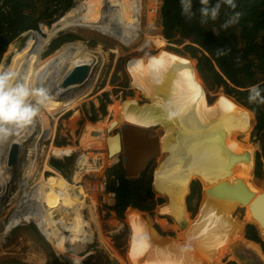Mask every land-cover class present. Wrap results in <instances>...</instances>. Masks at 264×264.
Here are the masks:
<instances>
[{
    "label": "bare ground",
    "instance_id": "6f19581e",
    "mask_svg": "<svg viewBox=\"0 0 264 264\" xmlns=\"http://www.w3.org/2000/svg\"><path fill=\"white\" fill-rule=\"evenodd\" d=\"M148 2V29L142 31L139 20L142 0H84V15H77L78 11L73 8L51 27H44V37H39L25 58L17 62L13 71L21 78L26 77L31 86L46 89L54 97V102L41 111L33 125L19 134V138L25 140L30 129H37L26 146L29 157L24 159L23 156V176L17 178L21 177L14 197L7 193L10 176L3 168L0 169L3 186L0 199L5 195L6 204L15 198L13 207L17 213L13 227L32 223L39 234L49 232L57 238L55 252L67 254V261L79 264L77 254L81 250L86 251L94 238L93 226L86 222L85 212H90V220L99 219L100 214L97 206L91 207L87 203L89 196L92 197V205L97 203V193L92 191L93 180L119 160V153L112 157L109 153L112 128L131 124L162 135L154 187L155 193L165 197L167 203L158 211L175 220L185 216L188 220L186 228H190L174 240L158 241L152 230L151 214L130 210L126 216L127 225H121V234H127V228L130 231L129 264H211L214 252L208 242L213 237L190 220L186 198L194 181H200L205 190L220 180L224 173L221 159L224 160L227 177L236 176L255 186V196L250 195V202L239 206L234 217L241 221L237 240H241L246 252L255 255L257 264H264V159L255 144L257 124L254 111L227 92L214 94L207 91L210 72L208 69L205 75H201L197 57L186 56L164 46L153 48L156 44L153 26L156 0ZM86 28L116 43L115 51L110 54L112 70L121 58L122 43L131 47L140 33H144L145 40L135 52L139 55L127 61L126 78L121 79L119 89L113 94L114 102L110 104L109 113H114L113 117L105 118L103 122L102 118L95 119L97 124L88 122L83 135L78 137L79 145L75 147L72 141L76 119L80 111L90 109L91 101L85 98L96 89V79L101 74L100 71L95 75L96 79L91 76L98 58L74 43L62 47L51 57L44 58L43 54L58 31ZM96 53L105 59L101 52ZM111 89V86L107 87L108 91ZM96 96L95 105L91 104V107L95 106L100 116L101 103ZM67 113H73L67 127L69 135L64 133L65 145H56L58 126L63 128L62 122L67 120L60 116ZM204 123L216 128L217 138ZM14 136L18 137V134L9 137ZM9 137L0 140V147ZM217 140L222 145L223 157ZM116 148L113 146L112 150ZM45 149L48 151L40 162L39 153ZM76 153L78 158L72 176L66 177L50 166L53 159L64 163L63 160ZM32 154L36 155L35 159H31ZM41 166H44L43 171ZM17 179L15 182L19 181ZM94 184H97L96 180ZM31 200L38 205L35 206ZM157 223L164 231L176 228L167 221L158 220ZM96 225L99 228L98 222ZM81 235L86 237V242L80 240ZM107 245L113 252L110 241ZM116 258L124 264L119 256ZM61 260L67 263L63 258ZM215 262L240 264L227 254L226 247L219 250Z\"/></svg>",
    "mask_w": 264,
    "mask_h": 264
},
{
    "label": "trees",
    "instance_id": "16d2710c",
    "mask_svg": "<svg viewBox=\"0 0 264 264\" xmlns=\"http://www.w3.org/2000/svg\"><path fill=\"white\" fill-rule=\"evenodd\" d=\"M159 1L156 26L163 28V33L171 37H175L176 30L180 29L178 35L184 42L190 44L187 46L188 49L193 50L197 47L196 53L203 60L202 64H210L212 68L213 82L208 86L211 92L216 94L221 88L226 92H238L240 102L253 109L257 129L261 131L259 144L261 150H264V104L248 101L250 86L259 85L264 89V0H236L238 7L235 11L241 13L239 22L226 30L220 25L233 14V10L227 6L222 7L218 20L201 24L198 11L201 7L199 0H193L196 16L191 20L182 14L180 0ZM75 2L76 0H0V68L5 64V55L10 46L15 45L19 40L23 41L30 32L40 33L42 24H50L55 17L64 16L73 8ZM212 2L215 3L216 0ZM92 34L108 47H112L114 43L112 39L97 33ZM75 42H86L81 32L79 34L62 33L49 46L46 55H51ZM92 44H95L93 40ZM217 49L228 51L218 56ZM15 58L6 64L8 70L13 67ZM110 102L107 95L106 103L100 101L104 115H108L107 105ZM94 110L92 105L93 117L96 119L98 114ZM64 142L65 140L58 142V145ZM155 169V163L150 164L137 179L134 205L131 197V180L127 178L123 166H118L107 174L109 191L116 195V203L111 210L118 218H123L130 208L144 213L152 212L157 204L163 202L156 199L154 192ZM191 188L192 194L187 199L188 204L191 195L199 199L202 196L199 182H194ZM2 208L0 207V212ZM1 226L0 223V230L4 231ZM25 231L30 233V238L23 236L22 232ZM18 238L25 244L23 250L26 251L28 246L33 248L34 252L46 255L45 264H64L52 246L32 224L13 227L5 239L4 250L0 251V256L3 251H8L9 244H13V247L21 246ZM119 239L120 237H117L116 241ZM21 258L15 253L14 256L5 259L1 257L0 264H23ZM102 264H109V262L103 261Z\"/></svg>",
    "mask_w": 264,
    "mask_h": 264
},
{
    "label": "rangeland",
    "instance_id": "374dc122",
    "mask_svg": "<svg viewBox=\"0 0 264 264\" xmlns=\"http://www.w3.org/2000/svg\"><path fill=\"white\" fill-rule=\"evenodd\" d=\"M84 0H76L73 8L76 9L78 11L77 15L81 16L83 14V12L85 11L83 9L82 6V2ZM160 4L159 0H156V9H157V13L155 16V20L154 22H156L157 16H158V6ZM142 12L140 15V20H141V27H142V31H146L148 29V8H149V2L148 0H142ZM72 8V9H73ZM78 16V17H79ZM59 19V17H55L52 20V23L50 24H42L40 26V29H43L44 27H51L53 24H55V22ZM154 28H155V34H154V38H155V42L156 44L153 46V48L158 49L160 48V46H164L167 49L173 50V51H177L183 55L186 56H194L198 58V68L199 71L201 73V75H205V73L208 71L210 72V78L208 79V82L206 84V89L207 91H210L209 87L212 82V76H211V68L207 63L202 64L203 60L198 56V54L196 53V49L197 47H194L193 50H189L187 46H189L190 44L187 42H184L180 36L177 34L175 35V37H171L168 35H165L163 33V28L157 27L156 24L154 23ZM81 32V34L85 37L86 42H75L74 44L76 45H80L83 48H86L87 50H89L90 52H92L95 57L98 58V63L96 64L94 71L92 72V78L96 79L95 75H98V73L101 71V74L99 76V78L96 79V84L97 87L96 89L92 92V94H90L88 97L85 98L86 101H91L90 103L95 105L93 103L95 96L99 95L100 93H102L103 91H105L107 88V83L108 80L112 77V81H111V90L108 91L107 90V96L110 99V103L107 105L108 106V116L110 115V106L113 104V94L114 92L119 89V85H120V81L121 79H125L126 78V65H127V61L130 58L136 57L139 54L135 53L136 50L138 49L139 46L142 45V43L145 40V35L144 33H140L139 37L136 41L135 44H133L131 47H127V46H121L120 47V53H121V58L117 61L116 64V68H114V71L112 72L111 69V65H112V57L110 56L111 51L115 50V42L113 43L112 47H108L104 42H102L101 40L97 39L96 36H94V34L92 33H97L95 31L89 30V29H79L77 31L75 30H69L67 33H74V34H79ZM87 32V34L85 33ZM91 32V33H89ZM39 36L37 35L36 32H30L26 35V38L22 41L19 40L18 42L21 43L20 47H16L17 44L10 46L8 48V51L5 55V64L3 67L0 68V71H7V63L8 61H11L14 57V65L11 68V70H14L15 65L17 64V62H19L21 59H24L25 55L27 52H29L31 50V48H33V45L35 44V42L38 40ZM58 38V37H57ZM56 38V39H57ZM108 38V37H107ZM94 41L95 44L91 45V41ZM64 47H67L64 46ZM96 52H101L105 59ZM147 53V51L145 52ZM24 57V58H23ZM43 57H51V55H46V52L43 54ZM20 71V70H19ZM112 72V74H111ZM86 78V77H85ZM211 92V91H210ZM226 92L225 90H223L222 88L219 90V93H224ZM213 93V92H211ZM229 93L232 97L236 98V100L240 101L239 99V93L238 92H227ZM99 101V100H98ZM112 103V104H111ZM111 104V105H110ZM170 108L172 109V107L170 106ZM253 110V109H252ZM96 113V109L94 110ZM101 114H103L104 112L102 111V109L100 110ZM89 112H92V109H87V111H80V115L78 114V117L76 119V129L74 132V138L72 141V145L73 146H78L79 142H78V137H81L85 131V127L87 126L90 118ZM255 114V112H254ZM106 115V114H105ZM114 113H112V115H110V117H113ZM70 116V118H69ZM73 113H67L64 115H61L60 117L62 119H67L66 121L62 122V125L64 126L63 128H61L60 126H58V131H57V135L55 138V144L58 145V142H62L63 140H65V132L69 135L68 131L69 129H67V127L70 125L71 123V119H72ZM100 116L97 115L96 120L99 119ZM256 119V116H255ZM103 120H105V118H102L101 121L103 122ZM66 122V124L64 125V123ZM98 123V121L96 122ZM94 123V124H96ZM257 124V122H256ZM257 128V125H256ZM66 129V130H65ZM158 131H153L152 132V136H156L158 135ZM71 135L73 134V132L70 133ZM119 133L115 132L112 135H117ZM62 145H65L64 143H60ZM255 144L257 145L258 149L260 150L262 157L264 159V150H261V145L259 144V138L258 140L255 141ZM39 148H41L40 144H39ZM27 150H29L27 148ZM48 150L45 149L43 151H41L39 154V160L40 162H42L44 160V157L46 155V152ZM28 154V153H27ZM221 156L223 157V154L221 153ZM29 157V154L27 156V158ZM26 158V159H27ZM36 155L32 154L31 155V159H35ZM78 158V154H73L70 157L66 158L65 160H63L66 164V171H65V176L69 177L72 176V172L75 166V162ZM153 163H155L156 168L158 167V163L157 161H154ZM44 170V166H41V171ZM110 171L108 169L105 170V173H102L101 175H99V177H97L95 180L98 179H108L107 174ZM225 173H227L226 171H224ZM19 175L23 176L22 171L20 172ZM18 175V177H19ZM263 175H264V170H263ZM17 177V178H18ZM20 179L18 182H15L14 184H12L11 186V190L10 193H12L13 197L14 195L17 193V184L20 182ZM194 182H199L201 184V188L202 190H204L203 184L200 181H194ZM193 182V183H194ZM192 183V184H193ZM48 191H51V189H49ZM155 192V191H154ZM112 194L111 192H107L106 194H99L97 195V203L92 205V197L89 196L87 203L88 205H90L91 207L93 206H97L98 207V211L100 212L99 219L96 218L95 220H90L91 218V214L89 211L85 212L86 218L88 219V221H86L89 225L93 226V231H94V238L93 240L90 241L91 245L88 246V248L86 249V251L81 250V252L79 251V253L77 254L78 259L80 260L79 264H86L88 262V264H102V262H109V264H113L114 260L117 259V261L119 262V259L116 258V256H119L123 261L124 264H129L128 261V244H129V237H130V231L129 228H127V234H121V225L122 226H126L127 222H126V216L128 214V212L130 210H133V208H130L124 215L123 218H118L115 214V212H113L112 210H109L108 206L104 203L103 199L106 197V195H110ZM156 194V199L157 200H163V202L161 204H157L156 208L154 211L149 212V213H145V214H151V219L154 222V224L156 225V227L158 228V235H155V239L158 241H168V240H174L177 238V236L179 234H182L184 232V230H187V218L185 216L179 217L176 220L172 219V217H165L163 216L158 210L159 208L162 207V205L164 206L167 203V199L161 195H159L158 193ZM190 194H192V188L190 190V193L188 195V197L190 196ZM187 197V199H188ZM192 195L191 198L189 199V204L186 200V211L190 213V220L194 221L195 218L197 217L198 214V209L199 206L201 204V200H200V204L196 210L197 204L199 202V198ZM197 199V200H196ZM26 201V200H25ZM31 202L33 204L38 205L37 203L33 202L31 200ZM15 204V198H13L12 200H8L6 204H4V206H0L3 207L1 212H0V223L2 224L1 228L2 230L4 229V231L0 230V251L4 250L3 249V244L6 242L5 239L9 233V231L13 228V223L15 220V216L17 213V210L13 207ZM160 206V207H159ZM135 211V209H134ZM137 212L143 214L144 212H140L138 210H136ZM144 215V214H143ZM158 220H162V221H167L168 223L171 224V226H175L176 228H170L167 229L166 231H164L163 228H161V226L157 223ZM96 222L99 223V228H98V224L96 225ZM26 225L28 223H25ZM32 224V223H30ZM29 225V224H28ZM189 227V226H188ZM164 232V236L163 234H160V231ZM23 236H25L26 238H29L30 233L29 232H22ZM117 237H120L119 241H116ZM18 240L21 242V246H15L13 247V244H9L8 245V251H3L2 256H0L3 259H5L6 257L9 256H14L15 253L16 255H19L22 260L23 264H45L46 262V258L47 256L42 254V253H38V252H34L33 248H30L28 246H26V251L23 250V247L25 244H23V242L18 238ZM80 240L83 242H86V237H83V235L80 236ZM110 241V246L113 248V252H111L108 249V243ZM119 247H118V246ZM24 252V253H23ZM42 254V255H41ZM61 254V252H60ZM60 256V255H59ZM17 257V256H16ZM61 259L63 258L64 262H67L65 264H75L74 262L71 263L72 261L66 260L67 254H61ZM14 259V258H13ZM17 264V263H16ZM120 264V262H119Z\"/></svg>",
    "mask_w": 264,
    "mask_h": 264
},
{
    "label": "water",
    "instance_id": "95a60500",
    "mask_svg": "<svg viewBox=\"0 0 264 264\" xmlns=\"http://www.w3.org/2000/svg\"><path fill=\"white\" fill-rule=\"evenodd\" d=\"M154 23L155 22L153 21V26ZM58 32V35L53 40H51L49 46L61 33H67L68 31L61 30ZM176 32L177 34H180V29H177ZM37 35L39 37H44L43 29H40V33H37ZM16 44H18L19 47L21 45V43L19 42H17ZM122 45L125 46L123 43ZM111 71L113 72L114 69H111ZM82 75H84L83 72H81L80 76ZM111 81L112 77L108 80L107 87L111 86ZM80 83L82 86H85L84 83ZM106 95L107 89L96 96V98L102 103H106ZM88 106L91 108L90 102ZM109 118L110 115L106 117L107 120H109ZM90 120L92 123L95 122V118L92 114L90 115ZM204 126L217 138L218 135L215 127L205 123ZM112 130V134L115 131H117L119 134L113 136L110 139L109 153L111 157L117 155L118 153L122 154L123 156L122 165L127 178L131 180V197L132 203L134 205V195L137 187L136 181L146 171L150 164H152L154 161H157L158 163V158L161 156L160 138L162 135L158 134L156 136H152L151 129L149 130L140 128L131 124H127L119 129L112 128ZM36 131V128L30 129V132L28 136H26L25 140L19 138V134L18 137H9V139L4 142L2 147H0V169L3 168V171L10 176V180L7 185V188H9V190L7 193L10 192L12 184H14L15 180L21 172L23 156L24 159H26L29 154L28 150L27 154L26 146L32 140ZM260 133L261 131L257 129L256 140H258ZM113 146H116L117 148L115 150H112ZM221 146V143H218L220 154L222 153ZM221 163L224 172L226 171V168L223 159H221ZM50 166L54 167L60 174L65 173V164L60 161L58 162L57 159H53L52 165ZM227 176L228 173L224 172L219 181L203 191L201 204L199 206L198 214L194 222L195 224H198L199 227L202 226L204 230L210 232L213 237L210 242H208L209 247L214 252V255L211 259V264H216L215 260L218 257L219 250L224 249L225 247L227 254L231 255L240 264H257L255 255L252 256L251 254L246 252L244 250L245 246L243 245L241 240H237V230L241 226V221L234 217L239 206L247 205V203L250 202L252 198L251 196L256 193H254L255 186L250 181L241 180L236 176ZM2 191L3 186L0 183V195ZM5 200V195H3L0 199V205L4 204ZM226 221L227 223H225ZM189 228L190 227H188V229ZM152 230L155 235L159 234L157 229L155 228V224ZM113 264H119V262L115 260Z\"/></svg>",
    "mask_w": 264,
    "mask_h": 264
},
{
    "label": "clouds",
    "instance_id": "9594fccd",
    "mask_svg": "<svg viewBox=\"0 0 264 264\" xmlns=\"http://www.w3.org/2000/svg\"><path fill=\"white\" fill-rule=\"evenodd\" d=\"M180 3L182 14L188 20L193 19L196 16V12L193 10V0H180ZM199 3L201 5L198 9L201 24H207L209 21L218 20L221 14V9L224 6L232 9L233 14L229 16L220 27L226 30L239 22L241 13L235 11L238 7L236 0H216L215 3H213L212 0H199ZM227 51L228 50L225 49H217V55L226 54ZM248 91L249 103L264 104V89L259 85H252ZM53 102L54 97L46 89L31 86L26 77L21 78L18 73L11 69L0 71V140L25 131L29 126L34 124L41 111L47 109ZM89 121L92 123L90 118ZM115 132H113V134ZM118 158H120L121 162L116 167L122 165V154L118 155ZM63 164H65V162ZM66 169L67 167L65 164V171ZM63 175H65V173ZM113 206H111L109 210H111ZM155 228H157L156 225ZM48 231L51 232L50 229H48ZM41 235L52 246V248L56 250L55 241L57 238L49 232H42ZM57 255L61 256L60 251ZM60 256L59 258H61Z\"/></svg>",
    "mask_w": 264,
    "mask_h": 264
},
{
    "label": "built area",
    "instance_id": "2783aa9c",
    "mask_svg": "<svg viewBox=\"0 0 264 264\" xmlns=\"http://www.w3.org/2000/svg\"><path fill=\"white\" fill-rule=\"evenodd\" d=\"M121 162L120 158L118 160V162L110 167H107L106 169L108 170H112L114 167H116L117 165H119ZM105 169V170H106ZM105 173V172H103ZM102 174V173H101ZM95 180H93V188H92V191H96L97 195L99 194H106L108 191H109V180L108 179H98L96 180L97 184L95 185L94 184ZM96 186V187H95ZM115 194L112 193L110 195H106V197L103 199L104 203L107 205V206H113L116 201H115Z\"/></svg>",
    "mask_w": 264,
    "mask_h": 264
},
{
    "label": "flooded vegetation",
    "instance_id": "af4514ba",
    "mask_svg": "<svg viewBox=\"0 0 264 264\" xmlns=\"http://www.w3.org/2000/svg\"><path fill=\"white\" fill-rule=\"evenodd\" d=\"M94 108H95V106H94ZM90 109H92V107L90 108ZM89 110V109H88ZM93 112V111H92ZM93 115V113H91V112H89V115ZM106 117H108V115H104V113L103 114H101L100 115V118H106ZM192 196V195H191ZM197 198V197H196ZM197 200V199H196ZM200 200L201 199H199V202H198V204H197V207L196 208H198V206H199V204H200ZM158 229V228H157ZM160 231V230H159ZM162 233H164V232H162V231H160V234L162 235Z\"/></svg>",
    "mask_w": 264,
    "mask_h": 264
},
{
    "label": "crops",
    "instance_id": "0c3cea01",
    "mask_svg": "<svg viewBox=\"0 0 264 264\" xmlns=\"http://www.w3.org/2000/svg\"><path fill=\"white\" fill-rule=\"evenodd\" d=\"M134 210V209H133Z\"/></svg>",
    "mask_w": 264,
    "mask_h": 264
}]
</instances>
